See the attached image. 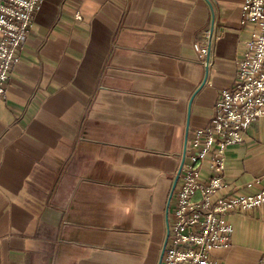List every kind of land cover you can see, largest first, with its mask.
Returning <instances> with one entry per match:
<instances>
[{
  "label": "crops",
  "instance_id": "1",
  "mask_svg": "<svg viewBox=\"0 0 264 264\" xmlns=\"http://www.w3.org/2000/svg\"><path fill=\"white\" fill-rule=\"evenodd\" d=\"M243 2L42 0L0 98V264H157L187 126L211 122L249 36ZM225 181L264 187V117L227 147ZM228 218L211 258L258 264L264 207Z\"/></svg>",
  "mask_w": 264,
  "mask_h": 264
},
{
  "label": "built area",
  "instance_id": "2",
  "mask_svg": "<svg viewBox=\"0 0 264 264\" xmlns=\"http://www.w3.org/2000/svg\"><path fill=\"white\" fill-rule=\"evenodd\" d=\"M41 2L0 0V98ZM240 23L250 31L234 81L221 89L211 122L186 140L160 264H220L210 254L231 245L234 229L228 216L264 207V187L245 193L225 181L227 147L243 143L250 125L264 117V0H244ZM217 35L211 26L202 31V43L194 44L207 67ZM258 264H264V253Z\"/></svg>",
  "mask_w": 264,
  "mask_h": 264
},
{
  "label": "water",
  "instance_id": "3",
  "mask_svg": "<svg viewBox=\"0 0 264 264\" xmlns=\"http://www.w3.org/2000/svg\"><path fill=\"white\" fill-rule=\"evenodd\" d=\"M207 72H208V69H207V66H205V75H204V78L200 84V86H198V88L196 89L195 91V94L202 88V86L204 85L205 81H206V78H207ZM190 104V103H189ZM187 132H188V126H187V129H186V133H185V138H184V145H183V152H182V156H181V160H180V163H179V166L177 168V171L175 173V176L173 178V181H172V186H171V189H170V192H169V197L168 199L171 198L172 196V192H173V189L176 185V182H177V179H178V176H179V172H180V169L182 167V163H183V157H184V152H185V145H186V140H187ZM167 213H168V204L166 206V209H165V225H166V232H165V238H164V242H163V246H162V249H161V252L159 254V258H158V261H157V264H160V261H161V256L163 254V251L165 249V245H166V242H167V236H168V217H167Z\"/></svg>",
  "mask_w": 264,
  "mask_h": 264
},
{
  "label": "flooded vegetation",
  "instance_id": "4",
  "mask_svg": "<svg viewBox=\"0 0 264 264\" xmlns=\"http://www.w3.org/2000/svg\"><path fill=\"white\" fill-rule=\"evenodd\" d=\"M178 180V179H177ZM176 185H177V182H176ZM176 185H175V187H176ZM171 186H172V182H171V185H170V189H171ZM175 187H174V189H175ZM174 189H173V192H174ZM169 192H170V190H169ZM173 192H172V194H173ZM168 197H169V193H168V196H167V198H166V200H165V202H164V214H163V221H164V224H163V234H162V236H161V244H160V248H159V254H160V252H161V249H162V246H163V242H164V238H165V232H166V225H165V209H166V206H167V204H168V209H169V206H170V204H171V198L170 199H168ZM172 197V196H171ZM166 247V246H165Z\"/></svg>",
  "mask_w": 264,
  "mask_h": 264
}]
</instances>
